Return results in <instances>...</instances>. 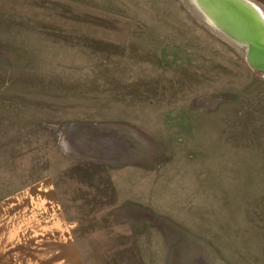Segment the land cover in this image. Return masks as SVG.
Wrapping results in <instances>:
<instances>
[{"label": "rangeland", "instance_id": "rangeland-1", "mask_svg": "<svg viewBox=\"0 0 264 264\" xmlns=\"http://www.w3.org/2000/svg\"><path fill=\"white\" fill-rule=\"evenodd\" d=\"M40 179L84 264H264V72L190 0H0V201Z\"/></svg>", "mask_w": 264, "mask_h": 264}, {"label": "crops", "instance_id": "crops-1", "mask_svg": "<svg viewBox=\"0 0 264 264\" xmlns=\"http://www.w3.org/2000/svg\"><path fill=\"white\" fill-rule=\"evenodd\" d=\"M55 190L45 179L0 201V264H84Z\"/></svg>", "mask_w": 264, "mask_h": 264}, {"label": "bare ground", "instance_id": "bare-ground-1", "mask_svg": "<svg viewBox=\"0 0 264 264\" xmlns=\"http://www.w3.org/2000/svg\"><path fill=\"white\" fill-rule=\"evenodd\" d=\"M190 2L194 6V8L203 16L207 23H209L223 35L227 36L235 42L242 44L239 36L234 35L229 30L233 28V30L237 31L240 35L242 32L241 28H243L241 27L240 29H236L235 25V20L240 18V14H238L237 12L232 14L230 12L233 18L228 17L231 15L227 9L233 7V4H235L245 14L253 18L256 26L261 27L259 39L263 40L264 42V15L261 13L260 8L257 6V4H255L254 2L250 0H190ZM234 10L237 11L236 9Z\"/></svg>", "mask_w": 264, "mask_h": 264}, {"label": "water", "instance_id": "water-1", "mask_svg": "<svg viewBox=\"0 0 264 264\" xmlns=\"http://www.w3.org/2000/svg\"><path fill=\"white\" fill-rule=\"evenodd\" d=\"M236 9L237 11H235ZM229 13L232 14L237 12L240 14V18L235 20L236 29H242L239 35L237 31L233 28L229 29L234 35L239 36L243 46L246 48V58L249 63L255 67L256 70L264 72V42L259 39V33L261 31L260 26H256L253 18L245 14L241 9H239L235 4L233 7L227 9ZM221 11V10H220ZM228 16L233 18L232 14ZM246 18V19H245ZM233 24V23H232ZM239 27V28H238ZM251 28V29H250ZM238 43V42H237Z\"/></svg>", "mask_w": 264, "mask_h": 264}]
</instances>
